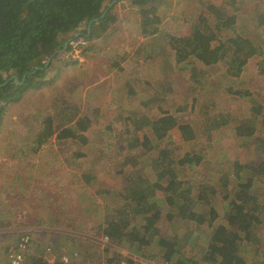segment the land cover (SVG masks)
Here are the masks:
<instances>
[{
	"label": "rangeland",
	"instance_id": "374dc122",
	"mask_svg": "<svg viewBox=\"0 0 264 264\" xmlns=\"http://www.w3.org/2000/svg\"><path fill=\"white\" fill-rule=\"evenodd\" d=\"M229 1L165 0L162 6L161 31L152 37L139 35L136 31L135 14L127 5L121 4L117 9L118 20L113 27L117 30L107 44L102 43L96 49L98 52L83 55L79 46H85L84 41L79 39L76 43L73 42L72 51L57 54L51 60L53 67L48 70L47 79L52 80L53 83L38 89L39 92L34 93L32 99L25 100L23 96L19 102L9 105L3 118L4 133L0 131L1 143H4L5 133H9V146L13 137L16 140L23 137L26 142L35 144L36 136L43 130L46 120L52 122L53 128L61 125L67 118H72L73 115H75L72 118L73 123L68 125V128H75V123L82 124L83 121L86 125L85 118L91 122L86 132H77L78 136L86 137V145H81L79 139L62 143L54 141L45 145L46 147L44 146L36 157L37 162L33 172L37 173L36 170H41L42 174L38 176L39 184L41 185V181H44L51 187H44V190L40 192L33 186V191L36 194L40 193L41 197L47 192L55 195L56 201L52 203L48 200L50 203L48 213L51 212V208L54 211L50 215L44 214L43 211L39 212L37 209L33 210V214L35 213L33 217L42 223L40 224L42 229L26 232L32 239L28 254L30 264L37 258L35 255L38 252H42L52 243L53 246L67 250L76 249L80 255L79 264L87 263L88 260H91L92 264H101V261L108 256L97 251L99 248L93 242V238L101 236L97 228H104L106 215L111 210L119 208L122 200L118 199V189H110L113 191L110 195H96L95 191L109 189L107 185L110 181L108 180H112L111 182L118 188L122 187L124 180L118 174L120 166L113 165L114 155L110 153L112 142L125 127H128L127 119L135 120L141 117L154 119L160 116L157 106L168 113H175L176 108L187 106L182 112H177L175 117L180 123L193 126L194 140L183 142L177 129L170 132L169 140L171 146L178 148L180 155L197 154L203 158V162L195 171L184 169L178 172L184 181H193L196 192L200 188L199 184L215 186L220 191L216 180L223 173L231 174L229 188L234 189L235 184H238V179L233 175L234 162H239L240 165L261 166L264 161V126L260 125L258 116L252 110L261 108L264 112V97H254L251 100L253 102H243L228 95L227 88L255 89L264 96V28H256L257 17L264 14V0H234L233 6ZM213 9L226 10L229 15L236 16L237 30L234 34L251 40L254 47H259L261 50L262 55L254 56L249 66L244 69L250 84L248 82L240 84L238 83L240 80L229 84L230 82H227L225 78L227 72L225 62L210 67L197 63L200 73L196 76L194 83H188L182 73L174 70L178 69L174 66L169 37L184 36L189 33L190 27L199 20L201 15L212 19L215 15ZM163 45L165 48L162 50ZM75 59L78 63L70 65L71 60ZM243 78L244 75H242ZM153 92H157L166 99L144 107L142 102L146 101L148 95ZM15 93L16 90H12V94L15 95ZM193 101L196 102L191 110ZM203 112L231 115L233 122L255 128L256 133L252 137L240 140L236 137L233 131L235 125L232 124L221 127L212 135L208 143L204 135ZM147 133L150 134L148 130ZM259 138L261 141H258ZM92 148L94 153L91 156H94V159L79 167L73 164L75 153ZM115 148H120V145ZM8 149L12 150L13 146L12 149L11 147ZM10 150L5 152L6 156L0 159L1 162L7 161L8 158L12 160L13 153ZM143 151V149H135L130 153L125 152L123 156H132V153L140 154ZM48 162L51 163L50 168H43V165ZM107 162L112 166L107 165ZM214 167L221 171L218 177L211 174ZM61 168L64 173L60 174ZM43 170L53 172L46 174ZM132 170L133 168H129L126 173L133 174ZM140 174L148 180L153 178L152 174L145 172V169ZM246 174L248 172L243 173L241 181L243 183L246 182L244 179ZM74 176L75 179H73ZM86 178H90L89 182L92 186L84 183L83 189H80L77 185L82 184L81 182ZM203 178L210 182H201ZM57 186H62V190ZM252 191L258 195L259 202L264 205V177L255 178ZM160 200L162 199L156 197V202L162 207L163 202ZM29 203L38 204L34 200L28 201ZM3 205L7 204H1ZM218 209L221 210L220 207ZM18 215L17 218H24L23 214ZM157 226L163 231L162 233L167 234H173L178 229L188 232L189 242L195 247L193 248L194 257L200 254L209 243L208 231L206 232L204 227L197 230L193 223L187 221L173 225L162 219ZM9 230L12 231L9 227L0 228V264L5 263L6 249L24 234V232L9 234ZM8 234L11 237L7 239ZM76 244H80L79 247L73 246ZM119 246L129 248L126 244H119ZM242 247L245 245L242 244ZM247 247L249 249L245 247L241 251L246 264H264V227L258 231V242ZM188 248L191 247L188 246ZM30 250H33V255ZM129 250L137 254L134 248ZM144 255L152 257L156 262L163 261L154 245L146 249Z\"/></svg>",
	"mask_w": 264,
	"mask_h": 264
},
{
	"label": "trees",
	"instance_id": "16d2710c",
	"mask_svg": "<svg viewBox=\"0 0 264 264\" xmlns=\"http://www.w3.org/2000/svg\"><path fill=\"white\" fill-rule=\"evenodd\" d=\"M113 1L116 0H0V83L12 76H16L20 81L25 73L42 68L45 61L61 50L65 42L77 33H82L77 40L80 39L86 44L79 46L83 55L98 52L96 49L102 43L107 44L117 30L113 27L118 20L117 9L121 4L127 5L135 14L136 31L139 35L152 37L160 33L162 6L165 0H117L100 21L91 25L89 35L86 36L89 22L99 18ZM229 2L231 6L234 5V0ZM212 11L215 14L212 19L201 15L190 27L189 33L184 36L169 37L174 66L178 69L174 70L182 73L188 83H194L200 73L197 63L210 67L225 62L227 67L225 78L230 82L229 84L237 80H240L238 82L240 84L247 83L249 79L246 78L244 69L249 66L254 56L262 55L261 50L259 47H254L251 40L234 34L237 30L236 16H231L222 9ZM256 28H264V14L257 17ZM77 40H74V43ZM164 45L162 50L165 48ZM72 49V45L68 44L65 51L70 52ZM51 62L46 69L28 74L21 86L17 87L11 81L0 87V131L4 133L3 118L10 104L19 102L28 91H36L53 83L52 80L47 79L48 70L53 67ZM77 63V59L71 60L70 65ZM242 75H244L243 79ZM192 89H194L193 84ZM12 90H16L15 95L12 94ZM227 94L243 102H249L254 97H264L259 90L232 87L227 88ZM165 99L166 97L153 92L148 95L146 101L142 102V105L149 107L153 102ZM195 102H192L191 110ZM186 108L187 106L178 107L175 113H168L157 106L160 116L154 119L141 117L126 120L128 127L118 134L110 149V153L114 155L113 165L120 166L118 174L122 176L124 184L118 188L111 182L112 180H108L109 189L95 191L96 195H110L113 192L110 189H118V199L122 200V204L106 215L104 228L98 227L97 230L114 243L126 244L127 247L134 248V252L139 256L143 255L142 257H145L146 249L154 245L167 264H246L241 251L245 247L247 249V245L258 242V231L264 227V205L259 202L258 195L252 191L255 178L264 177V161L261 166L240 165L239 162H234L233 175L238 179L234 189L229 188L231 174L223 173L216 180L220 191L215 186L199 184L200 188L196 192L193 181H184L178 172L184 169L195 171L203 162V158L197 154L180 155L178 148L171 146L169 140V134L174 129L179 131L183 142L194 140L193 126L180 123L175 117L177 112H182ZM252 111L258 116L260 125L264 126V112L261 108ZM203 116L204 135L208 143L212 135L221 127L232 124L235 125L233 131L240 140L252 137L257 130L233 122L231 115L203 112ZM72 118H67L56 128L52 127V122L45 119L43 130L36 136L37 148L34 151H39L50 141L62 143L79 139L81 145H86V137L78 136L77 132H86L90 120L85 118L86 125L83 121L82 124L75 123V128H68L67 126L73 123ZM12 140L10 147L12 149L13 146V149L10 151L13 154L14 152L21 154L16 145L26 142V139L22 137L16 140L13 137ZM9 141L10 135L6 132L4 143L7 145ZM258 141H261L260 138ZM118 145L120 148H115ZM93 149L75 153L73 164L79 167L90 162L94 159V156H91L94 153ZM135 149L144 151L140 154L132 153V156H123L125 152L130 153ZM106 164L112 166L109 162ZM129 168H133V174L126 173ZM143 169L152 174L154 179L148 180L143 177L140 174ZM220 172L214 167L211 174L218 177ZM245 172L248 174L245 175L246 182L243 183L241 181ZM89 179L86 178L77 186L83 189L84 183H87L91 187ZM202 181L210 182L205 178ZM57 187L62 190V186ZM156 197L162 199L160 200L164 204L162 207L156 202ZM48 200L54 203L55 195ZM1 201L5 200L0 199V212H5V215L11 217L15 216V211L11 207L13 203H10V207H6V205L1 206ZM219 207L221 210L218 209ZM202 209L207 211L203 212ZM162 219L173 225L187 221L193 223L197 230L204 227L206 232L208 231L209 243L194 257L195 247L189 242V233L180 229L173 234L162 233L163 231L157 226ZM9 224L10 222L4 224L0 221V228H7ZM38 224L42 223L38 222ZM242 244L245 247H242ZM53 248L55 252L61 249L59 246ZM67 251L77 252L76 249ZM110 253H107L108 256ZM31 264H41V259L36 258Z\"/></svg>",
	"mask_w": 264,
	"mask_h": 264
},
{
	"label": "crops",
	"instance_id": "0c3cea01",
	"mask_svg": "<svg viewBox=\"0 0 264 264\" xmlns=\"http://www.w3.org/2000/svg\"><path fill=\"white\" fill-rule=\"evenodd\" d=\"M39 92L36 91H28L24 98L25 100L32 99L34 96V93ZM23 98V99H24ZM35 102V100H33ZM51 143V142H50ZM48 144H46L47 146ZM45 146V147H46ZM8 144L0 142V159L6 156L5 152L10 150L8 149ZM17 150H20L21 154H13L12 160L8 158L7 161H0V199L5 200L1 201V204H7L6 207H10V203H13L11 207L15 211V217H11L8 215H5V212H0V221L1 223L6 224V222H10L8 227L12 230L9 232V234H16L21 232H32L37 229H42L40 224H38V220L34 219L33 210H38L39 212H42L44 214L48 213L50 203H48V198H50L52 195L50 193H44L43 196H40V193H35L33 191V188L35 187L37 191L42 192L44 190V187H51L48 182L41 181V185L39 184L38 176L42 174L41 170H36V172H33V167L36 165V157L39 154L40 151H42V148L37 152L34 150L37 148L35 144L31 142H24L19 143V145H16ZM51 163H47L43 165V168H50ZM39 167V165H38ZM42 168V169H43ZM68 168V167H66ZM41 169V168H40ZM63 168H61V173H64L62 171ZM68 169H66L67 171ZM44 171V170H43ZM46 174H51L49 172H53L52 170L47 172L44 171ZM12 178V179H11ZM34 186V187H33ZM40 196V197H39ZM38 202L36 203H29L32 201ZM51 212L53 213V209L51 208ZM49 212L47 215H50ZM18 214H23L24 218H17L19 216ZM21 223H23L25 226H23ZM11 226V227H10ZM8 234V238L11 237V235ZM12 235V236H13ZM7 236V235H6ZM6 239V240H7ZM80 244H76L73 246L79 247ZM72 249L75 247H71ZM102 252L100 249H97V251ZM98 251V252H99ZM43 252V250H42ZM42 252H38L37 255H35L37 258L42 254ZM30 253L33 255V250H30ZM4 263V262H3Z\"/></svg>",
	"mask_w": 264,
	"mask_h": 264
},
{
	"label": "built area",
	"instance_id": "2783aa9c",
	"mask_svg": "<svg viewBox=\"0 0 264 264\" xmlns=\"http://www.w3.org/2000/svg\"><path fill=\"white\" fill-rule=\"evenodd\" d=\"M93 242L102 251L103 255L111 252L109 256L101 261V264H166L164 260L156 262L152 257H141L129 249L122 248L105 235L94 237ZM31 243L32 239L28 233L19 236L18 240L7 248L4 264H30L28 254ZM38 258L41 259V264L80 263V255L77 252H68L65 248L55 252L52 244L46 246ZM82 264H92V261L88 260L87 263Z\"/></svg>",
	"mask_w": 264,
	"mask_h": 264
},
{
	"label": "water",
	"instance_id": "95a60500",
	"mask_svg": "<svg viewBox=\"0 0 264 264\" xmlns=\"http://www.w3.org/2000/svg\"><path fill=\"white\" fill-rule=\"evenodd\" d=\"M116 2H117V0H116V1H113L112 3H110L109 6H108V8L104 11V13H103L99 18L94 19V20H92L91 22H89V24H88V28H87V30H86V32H87V33H86V36L89 35V30H90L91 25L94 24V23H97L98 21H100V20L105 16V14L108 12V10H109V9H110V8L116 3ZM81 36H82V33H77V34H75L74 37H73L72 39H68V40L65 42L63 48H62L61 50L57 51L55 54H61V53H64L65 50H66V48H67V46H68V44L73 43L74 40H77V39L80 38ZM55 54L51 55V56L48 58V60L45 61L44 66H43L42 68H36V69H34L33 71H31V72H29V73H25V74L22 76V78H21L20 81L17 80V77H16V76H12L11 78H8L5 82L0 83V87L5 86V85L11 83V81L13 82V84H14L15 86H17V87H18V86H21V85L23 84L24 78H25L28 74H34V73H35L36 71H38V70H39V71H42V70L46 69L47 66L50 64L52 58L55 57Z\"/></svg>",
	"mask_w": 264,
	"mask_h": 264
}]
</instances>
